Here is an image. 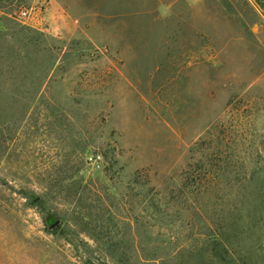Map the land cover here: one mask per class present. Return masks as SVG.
I'll return each instance as SVG.
<instances>
[{
    "label": "rangeland",
    "instance_id": "1",
    "mask_svg": "<svg viewBox=\"0 0 264 264\" xmlns=\"http://www.w3.org/2000/svg\"><path fill=\"white\" fill-rule=\"evenodd\" d=\"M261 1L0 0V264H264Z\"/></svg>",
    "mask_w": 264,
    "mask_h": 264
},
{
    "label": "trees",
    "instance_id": "2",
    "mask_svg": "<svg viewBox=\"0 0 264 264\" xmlns=\"http://www.w3.org/2000/svg\"><path fill=\"white\" fill-rule=\"evenodd\" d=\"M224 164H216L213 166L210 171L203 170V174L208 176V180L211 184V187L216 192L217 197L215 196L216 203L214 204V219H213V232L210 234L212 243L214 244V254L219 257L222 261H225V254L227 253L226 245L231 244V240L237 239V235H231L229 232L230 227H233L235 223L241 222L242 218L233 217L232 215L226 217L225 202L223 199V193L225 188H235L238 192L237 197L239 198V206L243 207L246 203L252 206L257 212L254 218H251L254 221L256 227H264V217L261 215L264 208V170L259 169V171H254L253 174L247 179H237L230 181L227 178L226 174L228 173L227 168ZM252 200L251 202H248ZM235 205V204H232ZM260 210V211H259ZM228 218V219H227ZM232 220V222H229ZM234 224V225H233ZM261 242L264 244V229L262 232ZM263 244L257 248V253H264L262 250Z\"/></svg>",
    "mask_w": 264,
    "mask_h": 264
},
{
    "label": "built area",
    "instance_id": "3",
    "mask_svg": "<svg viewBox=\"0 0 264 264\" xmlns=\"http://www.w3.org/2000/svg\"><path fill=\"white\" fill-rule=\"evenodd\" d=\"M37 17V12L33 8L20 7L17 11V18L23 22H33Z\"/></svg>",
    "mask_w": 264,
    "mask_h": 264
},
{
    "label": "crops",
    "instance_id": "4",
    "mask_svg": "<svg viewBox=\"0 0 264 264\" xmlns=\"http://www.w3.org/2000/svg\"><path fill=\"white\" fill-rule=\"evenodd\" d=\"M261 4L264 5V0L261 1Z\"/></svg>",
    "mask_w": 264,
    "mask_h": 264
}]
</instances>
